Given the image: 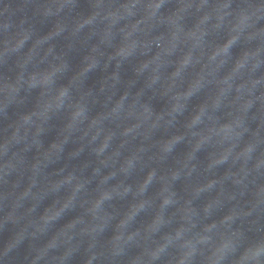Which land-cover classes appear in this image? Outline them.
I'll list each match as a JSON object with an SVG mask.
<instances>
[{"label": "clouds", "instance_id": "9594fccd", "mask_svg": "<svg viewBox=\"0 0 264 264\" xmlns=\"http://www.w3.org/2000/svg\"><path fill=\"white\" fill-rule=\"evenodd\" d=\"M72 2L43 0L38 15L44 20L54 18L64 31L89 30L121 41L120 55L125 59L159 50L153 64L145 65V71L152 73L146 94L163 93L175 103L186 76L177 73L166 78L161 69L176 52L186 51L182 67L212 88L197 127H206L205 142L219 150L220 163L230 169V175L211 208L189 212L180 221L162 217L155 225L114 222L112 235L105 239L110 230L103 219L106 201L81 202L84 188L76 186L74 179L57 186L55 177L46 172L39 146L44 113L51 118L67 111L74 127L83 130L84 101L74 88L59 92L43 85L49 87V99L37 111L19 113L0 129V232L7 224L17 228L0 248V264L8 258L12 264L11 254L25 241L31 242L34 253L30 259L25 257L27 264H73L81 251L83 264H264V0H88L91 11L75 16ZM170 4L174 8L163 12ZM189 18L195 23L192 32L184 26ZM23 23L0 40V64L15 57V69L21 73L15 81L0 83V121L7 118L11 106L24 103L19 93L30 86L24 75V49L35 31ZM237 47L240 52L234 55ZM123 99L115 117L122 135L135 131L136 138L152 142L154 133L167 132L169 121L180 115L175 112L154 121L144 111L143 96ZM129 121L134 122L132 129ZM151 147L161 151L164 143ZM149 150L145 147L135 154L142 158ZM29 153L34 155L29 158ZM65 187L73 190L63 207L83 208L77 222L66 230L56 227L61 221L46 219L40 211L46 197L61 207ZM162 203L166 209L167 203ZM214 210L221 216L210 221ZM45 237L46 242L38 245ZM133 249L138 252L130 254Z\"/></svg>", "mask_w": 264, "mask_h": 264}, {"label": "water", "instance_id": "95a60500", "mask_svg": "<svg viewBox=\"0 0 264 264\" xmlns=\"http://www.w3.org/2000/svg\"><path fill=\"white\" fill-rule=\"evenodd\" d=\"M41 3L43 0H0V40L18 30L22 22L23 27L35 31L24 49L27 61L24 75L30 85L19 93L24 103L8 109L7 118L0 121V129L6 128L19 113L37 111L49 99V87L43 85L59 92L75 89L87 111L83 130L74 127L67 111L51 118L45 112L39 146L46 172L49 177H55L57 186L74 179L76 186L84 188L81 202L106 201L103 219L104 226L110 230L105 233V239L112 235L114 222L131 220L137 226L155 225L162 217L180 221L189 212L211 208L226 186L230 169L220 163L219 150L205 142L206 127H197L200 113L210 102L212 88L182 67L186 51L176 52L161 69L166 78L177 73L186 76L173 103L163 93L156 96L145 93L152 74L145 71V65L153 64L158 49L147 55L122 58L121 41H111L102 33L93 34L89 30L64 31L54 18L44 20L38 15ZM70 8H76L74 16L91 11L88 0H73ZM173 8L174 5H166L162 11L168 13ZM184 26L189 32L195 29L191 18ZM239 52V47L233 49L234 55ZM15 59L0 64V83L15 81L21 75L15 69ZM125 96H143L144 111L154 121L167 119L175 112L180 115L169 121L171 127L167 132L154 133L152 142L145 137L136 138L135 131L130 136L122 135L115 117ZM219 119L221 122L225 119L223 111ZM133 123L128 122V129H132ZM155 142L164 143L161 151L151 147ZM145 147L150 150L142 158L135 154ZM28 155L31 158L34 153ZM136 161L139 162L133 167ZM72 190L63 189L61 207H57L55 199L46 197L40 209L46 219L61 221L57 228L61 225L65 230L70 228L83 213L81 207H63ZM162 202L167 203L166 209ZM220 216L221 212L214 210L209 219L216 221ZM16 231L12 224L4 226L0 248ZM46 240L47 237L42 238L37 244L42 245ZM30 245V241H25L11 254L15 258L12 264H27L25 257L30 259L34 255ZM136 252L138 249H133L130 254ZM10 259H5L4 264H10ZM73 264H83V251Z\"/></svg>", "mask_w": 264, "mask_h": 264}]
</instances>
